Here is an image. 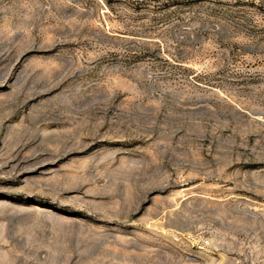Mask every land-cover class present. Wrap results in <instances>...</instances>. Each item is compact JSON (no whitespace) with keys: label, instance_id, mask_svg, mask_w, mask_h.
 Masks as SVG:
<instances>
[{"label":"rangeland","instance_id":"rangeland-1","mask_svg":"<svg viewBox=\"0 0 264 264\" xmlns=\"http://www.w3.org/2000/svg\"><path fill=\"white\" fill-rule=\"evenodd\" d=\"M0 264H264V0H0Z\"/></svg>","mask_w":264,"mask_h":264}]
</instances>
